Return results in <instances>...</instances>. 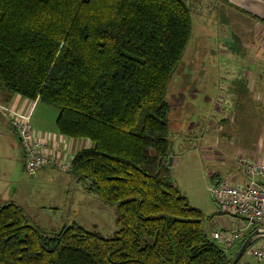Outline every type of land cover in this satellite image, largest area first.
I'll use <instances>...</instances> for the list:
<instances>
[{
	"label": "trees",
	"instance_id": "16d2710c",
	"mask_svg": "<svg viewBox=\"0 0 264 264\" xmlns=\"http://www.w3.org/2000/svg\"><path fill=\"white\" fill-rule=\"evenodd\" d=\"M191 31L182 0H0V89L89 141L70 174L119 225L108 238L74 222L45 232L6 204L0 264H230L167 166L166 94Z\"/></svg>",
	"mask_w": 264,
	"mask_h": 264
},
{
	"label": "rangeland",
	"instance_id": "374dc122",
	"mask_svg": "<svg viewBox=\"0 0 264 264\" xmlns=\"http://www.w3.org/2000/svg\"><path fill=\"white\" fill-rule=\"evenodd\" d=\"M182 1L190 9L192 31L166 94L172 152L170 176L189 205L203 214L201 225L207 234L212 230L242 231V240L234 243L231 248L220 245L232 260L242 241L254 229L246 227L244 220L224 214L215 204L211 196L214 185L210 172L214 171L216 163L208 158L204 148L213 147V139L222 134L217 130L218 127L221 128L223 123L227 124L215 110L221 106L219 102L228 96L224 92L227 85L222 81L226 72L229 69L235 76H241L247 68L256 65L254 60L247 59L252 58L249 51L245 57H241L242 53H233L230 57V48L224 47L227 43V46H231L229 42L236 27L253 31L254 28L244 23H232V27L227 24L228 21L224 19L226 11L217 0ZM248 38L258 37L251 35ZM200 41H204L206 47L197 54L195 47L199 46ZM210 49L213 52L208 54ZM194 64L197 68L201 67L197 69ZM199 70L201 73L196 77ZM238 94L239 92H236L231 99H226V102L230 103L228 112L240 103ZM43 105L57 113L52 106L44 103ZM237 111L236 109L235 112ZM221 113L227 114L223 110ZM219 138L223 142L224 135ZM50 171L52 174L44 176L42 172L35 176L29 188L25 186L32 193L29 204L34 205L35 209L38 207L34 210L35 213L30 215L31 222L39 223L35 226L41 227L42 230L48 228L47 226H67L74 222L103 237H113L119 229L116 206L105 205L96 195L88 194L84 186L70 173L54 169ZM24 175L30 178L26 173ZM258 263L245 253L238 264Z\"/></svg>",
	"mask_w": 264,
	"mask_h": 264
},
{
	"label": "crops",
	"instance_id": "0c3cea01",
	"mask_svg": "<svg viewBox=\"0 0 264 264\" xmlns=\"http://www.w3.org/2000/svg\"><path fill=\"white\" fill-rule=\"evenodd\" d=\"M217 1L226 11L224 19L231 27L232 23H244L254 28L253 31L244 29V27H236L229 42L231 46H227V43L226 47L223 46L224 49L230 48V57L233 53H242L241 57H245L249 51L252 58L247 57V59L254 60L256 65L250 69L247 68L245 74L241 76H235L229 69L226 72L222 81L227 85L224 92L228 96H225L224 101L219 102L221 106L215 109L217 115L221 114L223 120L227 122L226 125L223 123V126L217 129L222 133V136L224 135V139L222 142L219 138L221 135H219V139H213L215 141H213V147H205L204 152L208 153V158L216 163L214 171L210 172L213 185L221 179H227L232 185H246L249 183L248 178L236 168V159L242 157L264 165V79L262 77L264 72V0ZM251 35L258 38L249 39L248 37ZM234 43H238L239 46L238 44L233 45ZM198 45L195 47V52L200 54L201 49L205 50L206 44L204 41H200ZM211 52H213L212 49L208 51V54ZM200 73L201 70L197 71V75H194L198 77ZM236 92H239L238 96L241 101L235 109H229L228 112L230 103H227L226 99L229 97L231 99ZM0 105L23 111L30 108L28 100L8 94L1 89ZM236 109L237 112H235ZM221 110L227 114H222ZM231 111L232 113H230ZM56 118L57 113L39 101L32 108L31 127L37 138L44 141L48 150L55 152L59 157L67 156L71 160L78 151L82 150L81 147L87 149L91 146L87 140H83L86 141L85 143H80L82 140L62 138L56 129ZM24 163L23 147L9 119L0 112V207L6 204H15L22 209L30 223L33 224L30 215L32 216L38 207L35 209L34 205L29 204L32 193L25 186L29 188L34 182L35 176L30 179L24 175ZM50 169L56 170L46 167L37 175L42 172L44 176L52 174ZM255 180L264 187V177H256ZM33 225H39V223ZM64 225L47 226L48 228H43V231H57ZM38 228L42 230L41 227ZM214 231L216 230H212V232ZM212 232L208 235L211 236ZM255 261L259 262L258 264H264L263 261L257 259Z\"/></svg>",
	"mask_w": 264,
	"mask_h": 264
},
{
	"label": "built area",
	"instance_id": "2783aa9c",
	"mask_svg": "<svg viewBox=\"0 0 264 264\" xmlns=\"http://www.w3.org/2000/svg\"><path fill=\"white\" fill-rule=\"evenodd\" d=\"M264 79V72L262 73ZM35 101H29L30 108L17 110L0 105V112L6 116L24 150V172L34 177L42 169L52 167L62 173H70L71 160L58 156L45 147L44 141L37 138L30 118ZM62 137V136H61ZM64 138V137H62ZM236 168L248 178L246 185H232L227 179L219 180L211 189V196L221 212L245 221L246 227L264 228V187L255 178L264 177V165L238 157ZM242 231H214L211 239L218 245L230 247L242 240ZM246 253L264 262V236L256 239Z\"/></svg>",
	"mask_w": 264,
	"mask_h": 264
},
{
	"label": "water",
	"instance_id": "95a60500",
	"mask_svg": "<svg viewBox=\"0 0 264 264\" xmlns=\"http://www.w3.org/2000/svg\"><path fill=\"white\" fill-rule=\"evenodd\" d=\"M171 165V158L168 159L167 166L170 167ZM264 236V228L261 229H254L241 243L237 252L235 253L233 259L231 260L230 264H238L241 260L242 256L246 253L247 249L250 245L259 237Z\"/></svg>",
	"mask_w": 264,
	"mask_h": 264
}]
</instances>
